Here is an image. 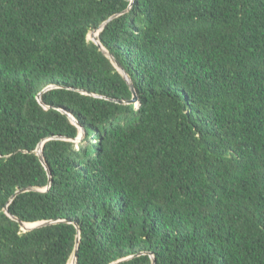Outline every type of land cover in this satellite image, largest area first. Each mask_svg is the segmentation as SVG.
<instances>
[{
  "label": "trees",
  "instance_id": "16d2710c",
  "mask_svg": "<svg viewBox=\"0 0 264 264\" xmlns=\"http://www.w3.org/2000/svg\"><path fill=\"white\" fill-rule=\"evenodd\" d=\"M112 17L138 104L88 38ZM78 236L76 264H264V0H0V264Z\"/></svg>",
  "mask_w": 264,
  "mask_h": 264
},
{
  "label": "water",
  "instance_id": "95a60500",
  "mask_svg": "<svg viewBox=\"0 0 264 264\" xmlns=\"http://www.w3.org/2000/svg\"><path fill=\"white\" fill-rule=\"evenodd\" d=\"M114 17L108 19L107 22H105L97 31H93L90 35H91V40L100 48V50L104 53V55L110 59V61L114 64V66L118 69V71L123 75L124 79L127 81L131 91L133 92V99L129 102V103H136L138 104V97H137V93L135 91V87H134V84L132 82V79L130 78V76H128V74L125 72V70L122 68V66L119 64V62L102 46L100 40L98 38H95L93 36L94 33H98V35L100 34V32L104 29L105 25L110 22ZM38 100L41 102V98L40 96L38 97ZM120 102V101H119ZM122 103V102H120ZM72 121L74 122V124H76L77 126L78 123L76 122V120H74V118H72ZM80 127V126H79ZM82 130V129H81ZM83 133L81 134V136L79 137V139L82 137ZM56 139H61L59 137H57ZM36 154L39 156L41 162L46 166V168L48 169V166L46 164V161H45V158L43 156V144H41L38 149L36 150ZM48 189V188H47ZM46 189V190H47ZM33 190H36L35 188H24V189H20L16 192V194L13 196L16 197L22 193H25V192H29V191H33ZM6 213H8V210L6 209ZM10 215V214H9ZM10 217L14 220H16L17 222L20 223V226L21 228H23L25 230V232H29L33 229H36V228H42V227H47V226H50L52 224H56V223H59V222H48V221H43V222H39V223H35L34 227H26V223H23V222H20L18 221L17 218L13 217L10 215ZM22 229V230H23ZM79 243H80V237L78 236L77 238V241H76V249H75V252H74V255H73V258L72 260L75 261V264L77 263V259H78V249H79ZM151 258L153 260V264H156V260L154 258L153 255H151Z\"/></svg>",
  "mask_w": 264,
  "mask_h": 264
},
{
  "label": "bare ground",
  "instance_id": "6f19581e",
  "mask_svg": "<svg viewBox=\"0 0 264 264\" xmlns=\"http://www.w3.org/2000/svg\"><path fill=\"white\" fill-rule=\"evenodd\" d=\"M93 36L95 37V38H98V33H94L93 34ZM30 225H32V226H35L34 224H26V227H32V226H30ZM72 262L70 263V264H75V261L74 260H71Z\"/></svg>",
  "mask_w": 264,
  "mask_h": 264
},
{
  "label": "rangeland",
  "instance_id": "374dc122",
  "mask_svg": "<svg viewBox=\"0 0 264 264\" xmlns=\"http://www.w3.org/2000/svg\"><path fill=\"white\" fill-rule=\"evenodd\" d=\"M88 38H89V40H91V35H89ZM30 226H32V225H30ZM32 227H34V226H32ZM32 227H31V228H32ZM22 229H23V228H22ZM23 231H25V230L23 229Z\"/></svg>",
  "mask_w": 264,
  "mask_h": 264
}]
</instances>
